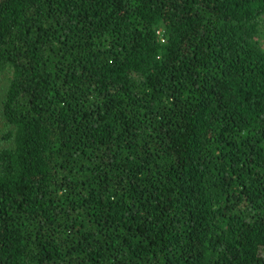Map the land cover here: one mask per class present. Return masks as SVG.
<instances>
[{
    "label": "trees",
    "instance_id": "16d2710c",
    "mask_svg": "<svg viewBox=\"0 0 264 264\" xmlns=\"http://www.w3.org/2000/svg\"><path fill=\"white\" fill-rule=\"evenodd\" d=\"M263 29L264 0H0V264H264Z\"/></svg>",
    "mask_w": 264,
    "mask_h": 264
},
{
    "label": "rangeland",
    "instance_id": "374dc122",
    "mask_svg": "<svg viewBox=\"0 0 264 264\" xmlns=\"http://www.w3.org/2000/svg\"><path fill=\"white\" fill-rule=\"evenodd\" d=\"M263 34H261V42L264 46V29H263ZM1 70H4L0 68ZM9 75L7 72L0 71V152L7 147L10 146L11 140L8 139V136L11 135L12 129L8 126L5 125L4 119H3V109L1 107V102L4 98V93L5 89L7 86V80H8Z\"/></svg>",
    "mask_w": 264,
    "mask_h": 264
}]
</instances>
